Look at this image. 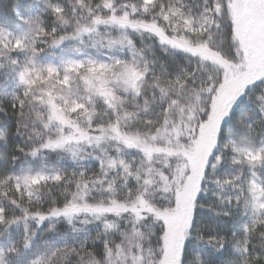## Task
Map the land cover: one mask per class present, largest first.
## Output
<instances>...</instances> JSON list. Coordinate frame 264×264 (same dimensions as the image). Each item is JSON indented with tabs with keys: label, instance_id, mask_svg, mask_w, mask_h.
Instances as JSON below:
<instances>
[{
	"label": "snow or ice",
	"instance_id": "1",
	"mask_svg": "<svg viewBox=\"0 0 264 264\" xmlns=\"http://www.w3.org/2000/svg\"><path fill=\"white\" fill-rule=\"evenodd\" d=\"M0 264H264V0H0Z\"/></svg>",
	"mask_w": 264,
	"mask_h": 264
}]
</instances>
